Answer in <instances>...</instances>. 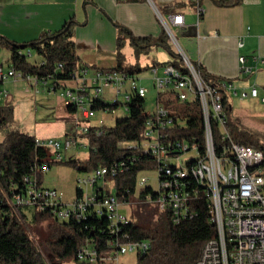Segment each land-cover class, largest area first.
I'll list each match as a JSON object with an SVG mask.
<instances>
[{
	"label": "built area",
	"instance_id": "built-area-1",
	"mask_svg": "<svg viewBox=\"0 0 264 264\" xmlns=\"http://www.w3.org/2000/svg\"><path fill=\"white\" fill-rule=\"evenodd\" d=\"M147 1L167 30L170 31L171 24L183 23V14L174 13L166 17L160 13L154 0ZM193 2L199 17L203 11L200 0ZM18 53L29 60L34 51L19 48ZM182 58L188 72L165 64L159 74V66H153V83L158 90L157 99L161 93H172L174 99L183 105L199 103L203 121L201 137L196 132L189 135L174 132L187 126L188 115L180 107L167 108L158 104L145 120L143 139L122 143L127 151L135 152L126 159L83 171L77 177L72 199L65 200L61 190L38 183L36 176L43 175L47 168L45 165L34 167L33 175L24 177L25 188L13 193V204L49 211L58 221L73 219L82 223L85 229L91 226L88 221L97 218L106 221V226L99 229L107 233V252L99 251L95 246L97 239L87 236L76 246V261L89 264L119 261L121 255L144 253L150 248L148 240L131 237L126 226L132 220L121 211L126 202L118 199L109 184L111 182L113 187L112 178L129 169L137 158L150 155L156 161L157 188H151L155 194L148 192L143 201L155 203L173 223L193 218L200 208L205 207L210 222L216 225V235L203 245L195 264H264V152L233 140L225 128L227 113L223 98L226 93L236 95V85L226 78L218 84L207 82L184 53ZM244 60L243 56L239 57L240 62ZM32 63L41 65L44 59L39 56L38 61ZM55 71L56 75L41 78L31 73L23 75L11 62L5 71L0 63V84L11 78L23 79L36 92L40 83L49 91L61 89L63 103L73 107L74 112L79 111L80 117H75L73 132L61 138H35L38 146L53 148L56 159H62L63 152L72 147L87 144L83 137L90 131L91 124L87 121L94 115V102H105L102 95L106 88H112V104L115 105L121 104L118 96L125 93L123 109L127 112L128 102L135 96L145 98L147 92L145 86L138 84L140 72L130 74L114 68L85 65L70 73L69 78L57 77V72L64 73L62 64ZM8 94V90L0 86V104ZM239 94L241 97H259L264 102V95L259 94L256 85ZM162 98L174 100L172 96ZM211 123L219 128L216 145ZM100 131L96 129L97 133ZM144 170L147 169L136 175L135 196L148 186L147 176L140 174Z\"/></svg>",
	"mask_w": 264,
	"mask_h": 264
},
{
	"label": "trees",
	"instance_id": "trees-1",
	"mask_svg": "<svg viewBox=\"0 0 264 264\" xmlns=\"http://www.w3.org/2000/svg\"><path fill=\"white\" fill-rule=\"evenodd\" d=\"M214 1L222 6H234L241 2V0ZM155 4L164 16L173 13L177 5H180L179 2L162 1H155ZM74 24L75 20L70 18L59 29L44 32L40 36L24 42H16L0 35V48L4 47L10 50L9 62L14 64L23 75L31 73L41 78H47L49 75H56L55 69L62 64L64 73L57 72V77L69 78L70 73L81 66L96 67L95 64L82 61L76 54L72 39ZM120 31L124 35L117 37L115 65L111 68L130 74L139 73L145 69V67L124 63L123 48L127 42H131L142 44L141 48L146 50L153 45H160L167 51V59L162 62H154L152 67L171 64L181 71L188 72L182 55L172 48L162 25L157 36L134 35L126 27H120ZM19 48H33L44 59V63L36 65L30 62L26 56L18 53ZM192 63L203 80L218 84L223 79L209 73L198 63ZM160 97L158 96V100ZM143 103L144 98L135 96L128 102L127 114L116 117L112 126L90 125V131L83 135L88 144V155L84 159L49 158L46 147L38 146L35 143L36 136L26 132L11 131L3 141H0V264H47V255L52 260L55 259L56 264H66L70 260L78 263L79 261H76L75 258L76 246L87 236L95 237L98 241L95 246L99 251L107 252L108 247L105 245L107 233H102L99 229L106 226L104 219L97 218L88 221L87 224L92 227L85 229L82 223L73 219L58 221L49 211L33 209L31 222L35 225H43L46 230V253H44L28 231L29 222L24 212V209L28 207L13 204L11 198L15 191L25 188L24 177L33 175V168L36 166L41 167L51 162H59L78 171H90L98 166L126 159L135 150L127 151L122 143L140 142L143 139L144 123L150 115L144 111ZM65 106L68 111H75L70 105ZM116 106L101 100H96L93 104L94 109L110 108L114 110ZM223 106L227 113L225 128L232 139L264 152V143L255 140L251 133L241 129L238 123L233 120L230 98L227 93L223 98ZM180 108L185 112V115H188L187 126L175 129L174 132H177L178 135H189L196 132L201 137L203 121L199 103L182 105ZM12 117V106L0 104V125ZM96 129L101 131L97 133ZM211 129L213 142L216 145L219 139V128L216 124L211 123ZM155 166L156 161L153 157L144 155L137 158L129 169L117 173L112 178V182L118 199L121 202L139 201L144 203L143 200L148 192L155 194L148 186L141 189L138 196L134 194L137 173ZM42 176L41 174L36 176L39 184L42 183ZM126 229L132 238L150 242V248L146 252L137 254L136 264H195L203 245L214 237L217 231L216 225L210 222L205 207L200 208L195 217L181 220L178 223H173L169 215L161 211L157 221L149 225L131 221Z\"/></svg>",
	"mask_w": 264,
	"mask_h": 264
},
{
	"label": "crops",
	"instance_id": "crops-1",
	"mask_svg": "<svg viewBox=\"0 0 264 264\" xmlns=\"http://www.w3.org/2000/svg\"><path fill=\"white\" fill-rule=\"evenodd\" d=\"M162 2L180 3L167 16L183 14V23L171 26L179 29L180 45L188 58L209 73L231 80L236 95L251 85L264 95V0H241L234 6L200 0L199 17L191 6L183 8L186 0ZM190 3L196 7L193 0ZM70 18L75 20L76 54L97 67L115 62L120 27L138 36H157L161 31L156 11L147 0H0V35L16 42L57 30ZM245 97L262 102L259 97Z\"/></svg>",
	"mask_w": 264,
	"mask_h": 264
},
{
	"label": "rangeland",
	"instance_id": "rangeland-1",
	"mask_svg": "<svg viewBox=\"0 0 264 264\" xmlns=\"http://www.w3.org/2000/svg\"><path fill=\"white\" fill-rule=\"evenodd\" d=\"M156 1V0H154ZM184 5V4H183ZM191 6L195 11L193 3L190 0H186L183 8ZM167 17V15H166ZM161 25L165 28L168 40L172 48L179 52L182 56L184 49L180 45V33L179 29L170 25V31L166 29L163 23ZM120 35H124L120 31ZM142 44H134L127 42L123 48L124 51V63L126 65H136L142 69L139 76L138 84L145 86L147 92L144 98L143 108L146 113H152L158 104H164L167 108L181 107L183 104L174 99L172 93H161L160 101L157 99V88L153 83V73L151 71L152 64L156 61H164L167 59V51L160 45H153L150 49L146 50L141 48ZM139 51H138V50ZM34 51L33 56L29 57L30 62L38 61L39 56ZM10 50L7 48H0V63L3 65V69L6 71L9 65ZM190 62L192 59L188 58ZM115 65L104 64V67L111 68ZM159 66V74L162 71V65ZM2 88L8 90V96L1 102V104L11 105L13 108V117L0 125V141H3L5 137L11 131H21L30 133L40 139L49 138H61L68 133L74 131L75 117H80L79 111L70 112L63 103L62 90L49 91L43 84L38 85V91L36 92L30 85L23 79L13 80L8 79L3 84H0ZM126 86V84H125ZM127 88V87H125ZM124 94L121 93L118 96L119 103L114 110L110 108L94 109V115L87 121L92 126H112L116 117L125 116L127 110L124 108ZM113 91L112 88H106L103 92V100L105 102L112 103ZM163 96H172L173 101H168L167 98L163 99ZM231 103V116L234 121L238 123L241 129L251 133L255 140L264 143V102L253 101L250 97H241L239 95H229ZM49 158L55 157L53 148L46 146ZM88 155V144L72 147L63 152V160L84 159ZM45 166H49L45 169L42 176V185L46 187H54L63 192V198L70 200L74 197L77 177L82 174L83 171H78L75 168L59 162H51ZM141 175H146L148 178L147 185L151 188H157L156 171L154 168H150L140 172ZM110 189L115 193L114 187ZM121 211L129 216V218L137 223L149 225L159 218L161 210L155 203L139 201L126 202L121 206ZM24 212L29 222L28 231L39 245V247L46 253L45 240L47 237L46 230L43 225H35L31 222L33 209L28 207L24 209ZM45 256V254H44ZM49 257V258H48ZM137 254L130 252L119 257V261H101L97 264H136ZM47 264H56V260H52L49 255L46 258ZM65 264V263H63ZM66 264H89L88 262H78L74 260L67 261Z\"/></svg>",
	"mask_w": 264,
	"mask_h": 264
}]
</instances>
